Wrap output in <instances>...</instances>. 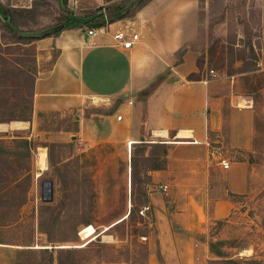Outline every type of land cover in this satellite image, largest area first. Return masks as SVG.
Here are the masks:
<instances>
[{"label":"crops","instance_id":"crops-1","mask_svg":"<svg viewBox=\"0 0 264 264\" xmlns=\"http://www.w3.org/2000/svg\"><path fill=\"white\" fill-rule=\"evenodd\" d=\"M196 2L152 0L134 17L107 24L93 37L87 28L67 29L35 41L38 57L50 65L34 79L33 114L75 111L78 131L70 133V141L82 135L88 147L127 139L140 143L141 126L148 144L168 147L165 169L150 172L147 185L165 264H200L208 251L197 229L228 217L240 197L264 187V163L250 158L261 152L253 101H241L232 82L198 69L190 46L181 62L175 55L196 40L191 25ZM104 4L97 0L84 9ZM121 30L138 35L131 49L113 40ZM190 74L199 78L188 80ZM159 76L161 82L139 102L137 94ZM116 101L121 104L112 110ZM217 150L228 160L227 169L219 164ZM160 184L169 186L164 195L174 204L171 216ZM14 263V250L0 243V264Z\"/></svg>","mask_w":264,"mask_h":264},{"label":"rangeland","instance_id":"rangeland-1","mask_svg":"<svg viewBox=\"0 0 264 264\" xmlns=\"http://www.w3.org/2000/svg\"><path fill=\"white\" fill-rule=\"evenodd\" d=\"M96 1L66 0V12L60 10L58 0H0V3L18 9L33 4L36 25L22 14L27 24L22 30L32 32L61 23L69 12L77 16L96 12L101 8L84 9ZM121 1L122 11L128 13H134L140 4ZM196 1L191 19L196 40L190 45L196 53L195 63L208 74L213 71L218 78L232 82L241 101L247 97L253 101L261 152L250 158L264 163V0H202L201 6L200 0ZM49 65L38 57L35 41L13 38L0 27V243L14 250L15 258L20 251L26 252L21 254V264H57L56 254L36 256L25 251L47 244L46 237L38 231V208L43 204L41 182L53 181L55 203L63 192L52 175L48 159L45 170L37 165L39 149L43 148L31 150L24 141L36 146L60 139L72 142L69 160L85 163L84 170L77 175L88 172L96 192L91 225L81 234L85 226L80 225L78 239L61 244L60 248H75V253L63 256V261L165 264L155 216L151 209L145 215L140 214L142 191L147 186L138 184L131 188L129 161L131 150L138 143L129 148L127 139L124 143L111 141L88 147L90 141L81 143L82 135L70 141L77 120L75 111L61 113L59 117L51 112L40 117L33 114V82L37 72ZM245 104L248 103L240 106ZM13 122L26 124L11 128ZM140 134L141 139L149 140L143 126ZM160 195L167 202L166 215H173L174 204L163 193ZM147 197L150 204L148 193ZM219 222H207L196 231L197 239L208 251L200 264H264V187L255 194L240 197L231 214Z\"/></svg>","mask_w":264,"mask_h":264},{"label":"trees","instance_id":"trees-1","mask_svg":"<svg viewBox=\"0 0 264 264\" xmlns=\"http://www.w3.org/2000/svg\"><path fill=\"white\" fill-rule=\"evenodd\" d=\"M60 3V10L63 12L67 11L66 0H58ZM152 0H132V3L139 2L140 4L135 9L134 13L123 12V2L121 0H103L106 4L104 8L96 12L88 11L86 16H91L96 13L98 14L96 18L85 26H81L78 23L68 20V16L64 21L68 20L66 23L67 29H83V28H95L99 29L107 24H111L123 19L132 18L138 11H140L144 6H146ZM202 0L199 1L201 6ZM201 8V7H200ZM25 15L32 20V24L36 25V7L32 4L29 8H11L9 5L0 3V27L6 30L9 35L13 38L19 40H30L18 37L14 29L22 30V27L27 24L24 22ZM203 14H201V19ZM62 21V22H64ZM61 22V23H62ZM58 24V23H57ZM56 25V24H55ZM14 27V29H13ZM63 31V30H62ZM27 32V31H25ZM61 31L53 34L56 36ZM188 46L183 45L180 47L175 55L178 56V62H181L183 55L188 50ZM54 59V57H52ZM198 69H201L199 65H196ZM162 76L156 78L146 89L140 91L137 94V99L139 102H144L147 97L152 93V91L161 82ZM199 78V74H190L188 80H196ZM121 104L120 101H116L113 105L112 110L116 109ZM44 113H38L37 116L40 117ZM54 116L59 117V112H51ZM58 131V130H56ZM74 132L78 131V122H74ZM28 147L32 150L33 148H46L47 159L49 166L52 169V175L56 177L57 184L60 190L63 192L61 198L58 202H54V199L49 204H41L38 208V231L46 237V245H39L37 248L27 249L29 253L34 255H49L53 257L56 254L57 264H66L63 261V256H72L75 253V248H60L63 243H72L78 239V228L80 225L85 227L80 231V234L84 230L88 229L91 225V216L95 210L96 192L94 188V181L90 174L86 171L82 172L80 176L77 175L79 170H84L85 163H77L75 161L69 160L70 153L73 150L71 143H50L43 142L39 145L34 146L29 141H24ZM131 150V156L129 161L130 167V178H131V188L138 186V184H143L144 187L150 183L149 173L152 171L163 170L166 167V155L168 147L163 143H147L146 140L140 139V143L135 144ZM84 153H81V159L83 160ZM142 176V177H141ZM142 194L144 200L142 206H146L149 203V198L147 197V190L143 189ZM133 196V192H132ZM133 202V200H132ZM132 210L129 212L128 216L131 215ZM219 222V221H217ZM220 223V222H219ZM89 225V226H88ZM99 236L96 237V239ZM58 247V248H57ZM26 253L20 251L15 258V264H21V254ZM70 262L69 264H72Z\"/></svg>","mask_w":264,"mask_h":264},{"label":"water","instance_id":"water-1","mask_svg":"<svg viewBox=\"0 0 264 264\" xmlns=\"http://www.w3.org/2000/svg\"><path fill=\"white\" fill-rule=\"evenodd\" d=\"M98 14H101V12L96 13L91 16H77L73 14L72 12H69L68 20L74 21L81 26H85L87 24H90L96 18ZM68 20L62 23L44 28L40 31L25 32V31L14 29V27L13 29L16 31L18 37L20 38L31 39V40H41L46 37L52 36L53 34L59 31L64 30ZM40 200L43 204H49L53 201V181L51 179H46L41 182Z\"/></svg>","mask_w":264,"mask_h":264},{"label":"built area","instance_id":"built-area-1","mask_svg":"<svg viewBox=\"0 0 264 264\" xmlns=\"http://www.w3.org/2000/svg\"><path fill=\"white\" fill-rule=\"evenodd\" d=\"M96 30L95 28H90L87 29V35L90 37H93L96 35ZM113 40L124 50L131 49L134 46V43L138 40V35L137 34H126L125 31H118L115 34H113ZM209 74L211 76H214L215 73L213 71H209ZM129 104H132V102H129ZM117 120H121V115L117 116ZM215 156L218 159L219 164L222 166L223 169H227L229 167V162L228 160L222 155V152L217 150L215 152ZM169 189V186L166 184H160L158 186V190H160L163 194H167ZM150 206L149 204L146 206H142L140 208V214L145 215L150 211Z\"/></svg>","mask_w":264,"mask_h":264},{"label":"bare ground","instance_id":"bare-ground-1","mask_svg":"<svg viewBox=\"0 0 264 264\" xmlns=\"http://www.w3.org/2000/svg\"><path fill=\"white\" fill-rule=\"evenodd\" d=\"M22 124H26V123H20V122H13L11 124V128H16L21 126ZM129 148H131L132 142L128 143ZM37 165L39 167L40 170H45L47 167V155H46V150L45 148L43 149H39L38 152V156H37ZM94 237H92L89 241H91ZM86 243H84L81 246H84Z\"/></svg>","mask_w":264,"mask_h":264},{"label":"flooded vegetation","instance_id":"flooded-vegetation-1","mask_svg":"<svg viewBox=\"0 0 264 264\" xmlns=\"http://www.w3.org/2000/svg\"><path fill=\"white\" fill-rule=\"evenodd\" d=\"M64 21V20H63Z\"/></svg>","mask_w":264,"mask_h":264}]
</instances>
